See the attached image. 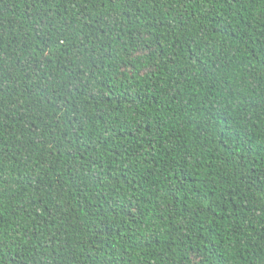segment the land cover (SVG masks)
Instances as JSON below:
<instances>
[{
	"label": "trees",
	"instance_id": "16d2710c",
	"mask_svg": "<svg viewBox=\"0 0 264 264\" xmlns=\"http://www.w3.org/2000/svg\"><path fill=\"white\" fill-rule=\"evenodd\" d=\"M0 264H264V0H0Z\"/></svg>",
	"mask_w": 264,
	"mask_h": 264
}]
</instances>
